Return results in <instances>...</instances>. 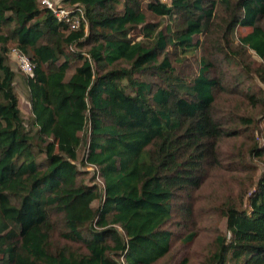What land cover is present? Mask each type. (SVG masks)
Listing matches in <instances>:
<instances>
[{"label": "trees", "instance_id": "trees-1", "mask_svg": "<svg viewBox=\"0 0 264 264\" xmlns=\"http://www.w3.org/2000/svg\"><path fill=\"white\" fill-rule=\"evenodd\" d=\"M59 2L86 30L0 0V264H264V143L246 132L264 101L241 79L245 48L264 62V0ZM10 48L33 65L28 128ZM236 94L246 111L215 110ZM254 159L243 206L229 174Z\"/></svg>", "mask_w": 264, "mask_h": 264}, {"label": "rangeland", "instance_id": "rangeland-1", "mask_svg": "<svg viewBox=\"0 0 264 264\" xmlns=\"http://www.w3.org/2000/svg\"><path fill=\"white\" fill-rule=\"evenodd\" d=\"M55 1L58 2V4L60 3L59 2L60 0H55ZM260 26L264 30V18L261 21ZM249 30H250V28H243V27H238V26L234 27V29L232 30V33L229 36L231 47L226 49V51L229 52V54L231 56L230 58H237L238 57V52L233 48V47L237 48V37L241 34L246 33ZM204 56H205V53L201 49L198 50L197 58L199 59V58L204 57ZM7 58H8L7 61H8L9 66L15 70L13 86H14V90L18 96V99H19L18 107H19L20 115L23 118V122L25 124V127L28 128L29 122H30V112H29V104H28V92H27V88H26V84H25V80H24L25 73H23L17 67L16 63L14 62V60L11 58V56L9 54H8ZM241 60L243 61V63L247 67V72H248L245 76L241 75L242 76L241 79L244 81V83L246 85H249L254 89L253 93H254L256 99L261 97V95H263L262 99L264 101V93L261 94L262 84H261L260 79L258 78L257 74L254 72V69L264 68L263 60L260 59L253 51H251L248 48L244 49ZM183 65L186 68H194V62L192 60L185 62ZM235 70H236V68H235ZM225 73L227 75L226 71H225ZM232 73L233 72H231L230 75ZM233 77H235V76H232L230 78L232 79ZM229 107L232 109L237 108L240 110H245V111L247 110L246 102L241 97V95H239V94L233 95L231 98H226L224 96H221L218 99L217 103L215 104V110L221 114L226 112ZM249 113L251 115H253V119H251L252 124L246 128V132H248L250 136H253L254 142H256L258 145H261L264 143V117L258 116L259 113H258L257 109L250 110ZM81 152H83V151L80 150L78 152V157L81 155ZM77 164H78V162H77ZM253 164H254V166L252 167V172L248 171L246 173L241 174L239 177H241L242 179H240V180H238L233 173L229 174L236 181V183H235L233 180H229V187H231L235 192H241L242 193V198L244 197L243 206L245 204V197L247 196V190L250 187V186H244V183H250L251 181L255 180L257 175H259V173L263 170V165L258 160L254 159ZM81 167L86 169L85 166H81ZM87 170H88L89 174H92L93 170L91 168H88ZM250 178H252L251 181H250ZM95 180H96V178H95ZM96 182H98V181L96 180ZM98 184H99V182H98ZM204 203H205V201L203 202V204ZM212 222L217 229H219L222 232L224 231V221H223V219H221L219 217L218 214L213 215ZM206 232H208V231L203 230V232L200 233L195 238V242L192 245V247L194 249H198V250L202 251L205 248L206 238L204 237V235Z\"/></svg>", "mask_w": 264, "mask_h": 264}, {"label": "built area", "instance_id": "built-area-1", "mask_svg": "<svg viewBox=\"0 0 264 264\" xmlns=\"http://www.w3.org/2000/svg\"><path fill=\"white\" fill-rule=\"evenodd\" d=\"M38 2L52 13L57 22L67 25V27L72 30L82 25L83 29L86 30L85 18L80 9L72 10L68 7L59 5L55 0H38ZM9 55L23 73L27 74L30 72L33 65L25 54L21 53L16 48H10ZM90 167L95 168L94 166ZM95 178L101 183L97 173L95 174Z\"/></svg>", "mask_w": 264, "mask_h": 264}]
</instances>
